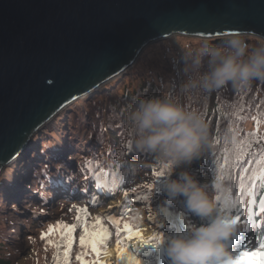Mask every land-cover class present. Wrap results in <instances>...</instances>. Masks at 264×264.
Returning a JSON list of instances; mask_svg holds the SVG:
<instances>
[{"label": "trees", "instance_id": "obj_1", "mask_svg": "<svg viewBox=\"0 0 264 264\" xmlns=\"http://www.w3.org/2000/svg\"><path fill=\"white\" fill-rule=\"evenodd\" d=\"M239 35H243L250 46L257 43L255 38H259ZM199 38L188 37L179 49L172 45L168 55L164 53L165 61L161 55L157 57L161 62L154 61L146 67L143 64L130 67L125 78L115 79V86L102 88L103 96L90 93L75 99L66 122L62 115L56 118L62 144L72 150L75 166L55 151L52 135L56 136L57 131L35 133L34 141L40 140L42 146L34 148V156L28 161L41 156L44 159L34 161L33 171L25 181L26 201L22 208L10 197H5L9 188L0 191V264H13L25 254L20 236L28 238L34 247V254L26 264H81L77 256L91 264L97 259V254L90 247L81 246L79 238L85 224L91 228L96 217H100L110 233L99 246L100 253L113 238L116 246L119 240L126 250L123 257H118L116 251L117 264H133L135 259H139L140 264H154L157 259L155 253L159 250L151 244H145L142 250L131 248L126 242L129 233L125 225L132 231L139 227L144 220L143 210L147 211L154 227L150 236L168 235L175 228L179 230L180 226L199 223L187 212L182 199L165 196L160 187L162 176L155 174L161 170L165 171V176L188 170L207 186L210 194L221 198L219 203L228 202L232 217H238L236 242L242 244L249 235L246 241L251 248L237 251L239 254L264 250L261 249L264 245V210L260 206L261 199H264V176L261 175L264 172V81H253L244 90H237L229 84L210 92L193 90L184 93L181 86L194 73L184 72L182 53L186 44L195 48L205 39ZM153 45L156 44L148 46ZM160 53L163 54L161 50ZM166 94L189 109L197 110L208 125V145L200 157L183 168L173 170L164 168L155 154L135 149L128 119L140 99ZM48 144L50 146L46 148ZM81 145H85L83 151H79ZM239 147L245 148L242 158H237ZM257 161L261 164L258 165ZM103 178L107 180V196L92 187ZM66 185H71L72 190L63 189ZM83 190H89L88 198L82 194ZM119 191L128 193L118 208L97 209L106 207L111 196ZM57 202L65 203L64 210L51 213L49 209L54 208L53 204ZM12 217L25 226L19 229V236L2 233L4 229L11 230ZM58 222L60 227L41 239V234ZM72 224L77 227L71 234L72 243L68 248L64 225ZM237 259L241 264H249L250 260L261 261L264 257L238 255Z\"/></svg>", "mask_w": 264, "mask_h": 264}, {"label": "water", "instance_id": "obj_2", "mask_svg": "<svg viewBox=\"0 0 264 264\" xmlns=\"http://www.w3.org/2000/svg\"><path fill=\"white\" fill-rule=\"evenodd\" d=\"M176 33L264 39V0H0V165L65 103Z\"/></svg>", "mask_w": 264, "mask_h": 264}, {"label": "clouds", "instance_id": "obj_3", "mask_svg": "<svg viewBox=\"0 0 264 264\" xmlns=\"http://www.w3.org/2000/svg\"><path fill=\"white\" fill-rule=\"evenodd\" d=\"M255 39L253 46L243 35L220 42L203 40L195 48L186 44L181 57L183 70L194 75L182 84L181 91L210 92L229 84L244 90L253 81H264V39ZM128 119L135 149L155 154L165 168L180 169L191 164L208 145V125L203 116L167 94L140 99ZM100 183V192H105L104 183ZM160 187L169 199H182L187 212L199 220L152 241L162 257L161 264H234L239 255L233 244L237 223L227 204L219 203L221 198L210 194L188 170L162 176ZM129 246L138 250L137 246Z\"/></svg>", "mask_w": 264, "mask_h": 264}, {"label": "rangeland", "instance_id": "obj_4", "mask_svg": "<svg viewBox=\"0 0 264 264\" xmlns=\"http://www.w3.org/2000/svg\"><path fill=\"white\" fill-rule=\"evenodd\" d=\"M248 36H250L249 38L251 39L253 35H248ZM188 37H193L194 40L200 39L198 36L190 35V34H182V33H176V34H172V35L166 36V37L155 38L154 40L149 42L143 48V50L140 52L139 56L137 57V59L135 60L134 64L131 67H133L136 64H143L144 67H146L147 64H152L154 61L161 62L157 58L158 56L161 57V55H162V59L165 61L166 58H164V53H167L168 49L171 51L173 46L177 47V49H179V46L180 45L182 46V44L187 40ZM204 40H207V39L205 38ZM168 42L171 43V45H167ZM153 43H155L156 45H153L152 47L148 46V45L153 44ZM160 50L162 51L163 54L160 53ZM167 55H168V53H167ZM129 68H127L124 71L125 75H124V73L119 74L118 76H116L112 80H109V81L107 80L105 82H102L96 88L90 90L89 92L82 93L79 96L75 97L73 100H70L69 102L65 103L61 108H59L57 110V112L53 115V117L46 122V124L44 123L43 126L37 127L33 131L34 132L33 136L31 138L29 137V139L26 142L25 147L21 151V153H19L18 156L16 155L17 157L14 160L11 159L12 161L10 160L9 163L5 164L0 169V191L5 189V188L6 189L9 188L8 191L6 192L5 197L6 196L10 197L11 200L17 202L16 205H19V207H21V208H22V203H24L26 201V199L24 197V192L27 189L25 181L28 178V176L30 175V173H32V171H33L34 161L39 160V158H34V159L32 158L29 161H28V159L31 156H34L33 150L35 147L40 148L42 146L40 140L34 141V137H35L36 132L43 134V132L45 130H46V132H49L50 130L57 131L56 136L52 135L53 145H55V151L60 154L59 157L65 159L70 164L75 166L76 160L74 158V154H73L72 150L69 149L67 146L62 144L63 138L60 136L61 132L58 133V127L57 126H58L59 121H56V118L59 115H62L63 116L62 119H64V120L68 119L70 115H67V113H69L68 110L70 108V105L72 104V102L75 99H77L79 97L84 98V96L90 95V93H94V95L97 94V95L103 96L104 90L102 88L104 87V89H106V88H110V87L115 86L117 84V81H115V79L118 78L120 80L123 76L125 78V76L128 74ZM112 82H114L115 84ZM96 90H98V92H96ZM85 118H87V117H85ZM65 122H66V120H65ZM65 141H66V139H65ZM49 146H50V144H48L46 146V148ZM84 146L85 145H81L79 147V151H83ZM203 180L206 181L207 179L204 177ZM102 182L104 183L103 188H104L105 192H100V188L102 186L101 183L93 185V188L96 187L97 191L100 194L106 196L105 194H106V191L108 189L106 178H103ZM66 186H70V187L68 189H66V188H63V189L68 190V191L72 190L71 185H66ZM127 193L128 192L123 193L121 191L115 192L114 195L111 196V198L108 200V203H107L108 205L106 207H97V209L98 210H103V209L111 210L114 208H118L120 206L121 202L123 201V199H125L127 197ZM82 194L86 198H88L87 190H83ZM16 197H18V198H16ZM0 199H1V195H0ZM49 203H50V201H49ZM53 206H54V208L49 209L51 213L64 210L65 203L64 202H57L55 205L53 204ZM3 209L6 210V208H4V207H3ZM17 210H19V209H17ZM142 214H143L144 220L141 222L139 227H137L134 230V232L137 229L145 227V231H141L140 233H142L144 239H147L153 233L154 227L151 224V222L149 221L147 211L143 210ZM12 221H13L12 222L13 226H12L11 230L8 231L7 229H4L2 231V233L6 232V233H9V235L12 234L14 236L21 235V232L19 231V229H23L25 226L20 223L19 219H15L14 217H12ZM16 223H17V225H16ZM237 235H238V233H237ZM248 236H246L244 238V242L242 244L235 243L234 247L237 251L242 250V249H250L251 248V246L247 242ZM20 237H21V241L23 242L22 248L26 249V252H25V254L18 257L13 264H26L29 261L30 256L34 254V247L29 243V239L26 237H23V236H20ZM126 241L129 243V245L137 246L139 248L138 250H142L143 247L145 246V244L141 242L140 237L135 236V235H133L131 238H129V235H128L126 237ZM109 245H112L114 250H115L116 244H115V240L113 238L107 242L105 247H107ZM103 252H101V253H103ZM101 256H102V254L99 255L96 260H93V262L91 264H103L102 260H101ZM155 256L157 259L155 260L154 264H161L162 257L160 256V253H155Z\"/></svg>", "mask_w": 264, "mask_h": 264}, {"label": "snow or ice", "instance_id": "obj_5", "mask_svg": "<svg viewBox=\"0 0 264 264\" xmlns=\"http://www.w3.org/2000/svg\"><path fill=\"white\" fill-rule=\"evenodd\" d=\"M244 151H245L244 147H239L237 150V158H242ZM256 163L259 165V164H261V161H257ZM166 169H170V168H166ZM254 173H255V170H254ZM155 174L157 177H161V176L165 175V171L161 170V171L156 172ZM261 175L264 176V172H262ZM148 187L151 188L152 185L149 184ZM145 199H147V197H145ZM218 199H220V197H218ZM225 203L227 204V206H229L227 201ZM260 206H261V209L264 210V199H261ZM83 211L86 212V209H83ZM237 219H238V217H237ZM237 219H235L236 222H237ZM58 227H60V222H58L56 226L50 225L48 228V231L46 233L41 234V239H44L46 236H48L49 234H51L54 231V228H58ZM76 227H77V225H75V224L64 225V228L66 229L68 248L71 247V243H72L71 234L75 230ZM125 230L128 231L129 238H131L133 235H135V236L140 237L142 243L151 244L153 247L155 246L152 243V241L158 235L149 236L147 239H144L142 233H140L139 231L133 232L131 227H129L127 225H125ZM109 235H110V233L101 223L100 217H96L95 224L91 228H89V226H87V224H85V226L83 228V234L80 236L79 242H80L81 246L90 247L91 250L94 253H96L97 257H98L100 255V247L99 246L104 242L105 238ZM48 242L52 243V241H48ZM261 249H264V245H261ZM67 251H68V249L65 250V256H67ZM116 251H117L118 257H123L126 255V250L121 246V242L119 240L117 241ZM239 255H240V257H264V250L253 252V253L241 252ZM77 259L81 260V264H87V261H84L81 256H77ZM129 259H132V258L129 257ZM133 264H140V260L135 259L133 261ZM234 264H241V260L237 259L234 262ZM249 264H264V260H261V261L250 260Z\"/></svg>", "mask_w": 264, "mask_h": 264}, {"label": "bare ground", "instance_id": "obj_6", "mask_svg": "<svg viewBox=\"0 0 264 264\" xmlns=\"http://www.w3.org/2000/svg\"><path fill=\"white\" fill-rule=\"evenodd\" d=\"M48 121V120H47ZM47 121H45V122H43L42 124H41V126H43L44 125V123L46 124V122ZM40 127V126H39ZM36 129V128H35ZM33 136V135H32ZM31 136V137H32ZM25 147V146H24ZM23 147V148H24ZM18 156V155H17ZM17 156H15L12 160H14ZM11 160V161H12ZM17 160V159H16ZM7 164V163H6ZM2 166H4L5 164H1ZM0 165V166H1ZM2 166H1V168H2ZM0 168V169H1ZM103 191H104V188L102 189ZM16 198H18V197H16ZM116 203V202H115ZM137 231H139V232H141V231H145V227H142V228H140V229H137L135 232H137ZM243 231V230H242ZM235 242V240L233 241V243ZM133 243V242H132ZM101 260H102V263L103 264H116V262H115V250H114V248H113V246L112 245H109V246H107L106 247V249L104 250V252L102 253V256H101Z\"/></svg>", "mask_w": 264, "mask_h": 264}]
</instances>
